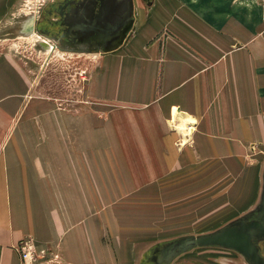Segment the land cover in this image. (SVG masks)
<instances>
[{
    "label": "crops",
    "instance_id": "1",
    "mask_svg": "<svg viewBox=\"0 0 264 264\" xmlns=\"http://www.w3.org/2000/svg\"><path fill=\"white\" fill-rule=\"evenodd\" d=\"M230 1L239 3L240 10L185 18L186 28L192 26L193 32L179 34L183 41L179 42L178 54H169L162 63L160 88L147 91L148 98L159 100L160 105L155 101L139 108L130 125L113 120L97 125L102 136L106 133L102 129L110 125L115 138L122 139L126 131L129 137L138 139L124 154L102 152L105 137L96 141L87 138V147L82 143L87 154L78 153L80 149L74 148L72 139L73 123L62 125L65 140L58 137L56 122L45 128L51 131L45 133L47 136L41 132L43 125L34 122L28 135L25 113L29 108L26 97L30 80L13 56L0 52V264H24L18 250L24 238H31L37 247L57 251L66 264H87L91 254L100 262L99 252L104 248L100 231L106 223L105 195L114 197L128 192L122 182L121 161L129 163V169L134 171L129 175L131 180L140 178L137 186L163 175L177 156L176 136L168 129L170 123L183 135L180 145L186 142V136L194 129L192 124L196 123L193 139L199 154L194 155V160L204 156L210 163L229 162L236 156L241 159L248 155L249 147L255 145L251 154L261 175L264 0L257 12L242 4L250 0ZM9 2L0 0L1 10L8 8ZM208 14L210 19H216L212 22L217 27L223 22L219 23L217 18L226 19L225 28L218 31L216 27L208 35L203 32L201 17ZM151 18L144 13L136 18L135 28L137 24H142V28H137L135 47L130 49L133 56L138 50L146 51L144 39L154 24ZM148 61L141 62L138 74L149 79V66L157 63L152 57ZM156 71L155 68L152 82L159 77ZM94 142H98L96 147ZM63 145L69 147L66 153L59 152ZM105 161L109 163L106 166ZM107 168L113 172L112 177L105 175ZM137 171L140 172L136 175ZM261 186L260 180L256 196H260ZM256 196L252 201L255 204L246 208L258 203ZM90 248L96 251L91 253ZM261 250L264 253L262 247Z\"/></svg>",
    "mask_w": 264,
    "mask_h": 264
},
{
    "label": "rangeland",
    "instance_id": "2",
    "mask_svg": "<svg viewBox=\"0 0 264 264\" xmlns=\"http://www.w3.org/2000/svg\"><path fill=\"white\" fill-rule=\"evenodd\" d=\"M47 3L49 0H10L8 8L4 6L1 10L0 7V52L13 56L30 80L26 97L29 108L25 113L28 135L33 131L34 122L43 125V136L51 132L45 130L50 128L49 123L56 122L59 125L58 137L65 140L67 135L62 125L73 123L74 148L85 155L87 151L82 143L87 147V138L96 141L105 137V151L102 152L106 154H124L126 149L136 145L138 139L129 137L126 131L122 139L115 138L109 125L102 129L106 132L102 136L97 125L113 121L130 125L139 108L155 101L156 105H160L159 100L148 98L147 91L160 88L162 63L169 54H178L179 42L183 41L179 34L193 32L192 26L186 28L185 18L190 20L199 13H234L235 9L240 10V4L230 0H151L150 4L134 0L133 13L136 17L133 16V25L118 46L119 50L92 51L87 52L88 55H63L49 59L48 43L41 42L43 35H39L40 38L36 35L40 26L51 31L59 27L43 18L41 11ZM242 4L248 6L251 12H257L261 0ZM141 13L150 18L153 16L150 19L154 22L153 33L149 31L144 39L146 51L136 49L137 53L133 56L130 49L135 47L137 28H142V24H137L135 28V21ZM209 15L201 17L205 25L203 32L207 35L217 27L212 22L216 19H210ZM217 20L219 23L223 21L220 25L225 28L223 23L226 19ZM221 27L218 24V31ZM261 41H264V33L261 34ZM95 52L99 54L90 55ZM151 57L157 64L149 66L148 79L138 74V68L141 62L145 64ZM155 68L159 77L152 82L151 78L156 77ZM195 124H192L194 129L186 136L183 145H180L182 133L175 125L168 124V129L176 136L174 146L177 156L171 160L163 175L137 186L135 184L140 178L136 177V181L132 179L133 182L129 176L133 170L129 169V163L121 161L123 187L128 192L116 194L115 200L113 195H105L106 223L100 231L104 237V252L100 249V262L91 254L87 264H137L140 251L154 241L212 231L251 208L246 206L254 200L261 180L257 160H253L251 154L255 145L249 147L248 155L241 159L236 156L229 162L210 163L204 156L194 160V155L199 154V147L196 148L193 139ZM93 144L96 147L98 142ZM67 148L63 145L58 149L66 153ZM258 155L261 154L258 152ZM108 164L105 161V166ZM132 165H135L134 162ZM105 175L112 177L113 172L107 168ZM97 245L101 246L100 243ZM261 247L264 249V241ZM90 251L93 253L96 250L90 248ZM37 264L66 263L57 251L48 249L43 256L37 257ZM171 264L246 262L233 251L204 247L180 255Z\"/></svg>",
    "mask_w": 264,
    "mask_h": 264
},
{
    "label": "water",
    "instance_id": "3",
    "mask_svg": "<svg viewBox=\"0 0 264 264\" xmlns=\"http://www.w3.org/2000/svg\"><path fill=\"white\" fill-rule=\"evenodd\" d=\"M144 1L151 3V0ZM95 3L99 6L96 11L90 7V0H52L49 9L43 13L44 19L47 23L59 22L62 28L53 33L40 26L37 32L54 42L60 50H114L133 25V2L96 0ZM51 15L57 19L47 18ZM261 184V195L254 207L212 231L155 241L143 249L137 264H171L180 255L204 247L233 251L246 264H264L261 250L264 241V168Z\"/></svg>",
    "mask_w": 264,
    "mask_h": 264
},
{
    "label": "built area",
    "instance_id": "4",
    "mask_svg": "<svg viewBox=\"0 0 264 264\" xmlns=\"http://www.w3.org/2000/svg\"><path fill=\"white\" fill-rule=\"evenodd\" d=\"M18 250L24 264H37V257L48 251L45 247H37L31 238L22 239L18 244Z\"/></svg>",
    "mask_w": 264,
    "mask_h": 264
},
{
    "label": "bare ground",
    "instance_id": "5",
    "mask_svg": "<svg viewBox=\"0 0 264 264\" xmlns=\"http://www.w3.org/2000/svg\"><path fill=\"white\" fill-rule=\"evenodd\" d=\"M134 8V7H133ZM134 14V13H133ZM134 16V15H133ZM37 23H39V19L36 21V24ZM36 35L37 36H41V34H38V32L36 33ZM40 36H39V38H40ZM41 42H43L44 44L45 43H48V48H49V59L51 58V57H54V56H58V57H62L63 55H70V56H74V55H77V56H82V55H88L89 53H87V52H83V51H78V52H72V51H69V50H60V49H58L57 47H56V45L54 44L53 45V43L51 44V42H50V40L48 39V38H46L45 36H43V37H41ZM121 44V43H120ZM116 48H118V47H116ZM115 48V49H116ZM114 49V50H115ZM111 51H113V50H111ZM107 52H109V51H107ZM104 53V52H103ZM99 54V52H95V53H90V55H92V56H96V55H98ZM48 58V57H47Z\"/></svg>",
    "mask_w": 264,
    "mask_h": 264
},
{
    "label": "flooded vegetation",
    "instance_id": "6",
    "mask_svg": "<svg viewBox=\"0 0 264 264\" xmlns=\"http://www.w3.org/2000/svg\"><path fill=\"white\" fill-rule=\"evenodd\" d=\"M50 1H52V0H49V3H50ZM95 1H96V0H90V7H92L94 11H96V9L99 8V6H95V5H96ZM113 1H115V0H113ZM93 2H94V3H93ZM132 2H133V7H134V0H132ZM49 3H47V6H46V7H43L41 13H46V10L49 9ZM93 4H94V6H92ZM54 7H56V5H54ZM133 10H134V8H133ZM43 18H44V16H43ZM47 18H49V19H53V20H54V19H57V16H55V15H51V16H48ZM49 24H53V23L50 22ZM56 24L59 25V27H57V29H55L54 31H51V30L49 29V30H50L51 32H53V33L58 32V30L62 28V26L59 24V22H57ZM53 25H54V24H53Z\"/></svg>",
    "mask_w": 264,
    "mask_h": 264
}]
</instances>
